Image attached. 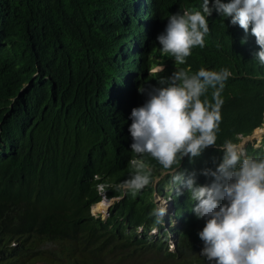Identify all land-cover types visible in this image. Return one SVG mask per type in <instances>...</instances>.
Instances as JSON below:
<instances>
[{
  "label": "trees",
  "instance_id": "obj_1",
  "mask_svg": "<svg viewBox=\"0 0 264 264\" xmlns=\"http://www.w3.org/2000/svg\"><path fill=\"white\" fill-rule=\"evenodd\" d=\"M202 2L0 0V264H215L199 255L205 220L192 211L196 202L187 189L176 194L155 159L144 157L148 186L135 195L118 188L132 173L131 110L148 98L139 89L159 87L176 70L231 72L217 146L237 144L263 123L264 66L254 59L251 26L245 33L213 11L203 48L184 64L161 55L156 37L168 15L202 11ZM213 91L201 99L211 102ZM217 146L184 157L180 170L215 169ZM244 149L264 158L262 145ZM197 183L210 178L198 175ZM98 185L118 198L104 220L90 214ZM155 193L171 195L175 209L161 224L150 215Z\"/></svg>",
  "mask_w": 264,
  "mask_h": 264
},
{
  "label": "clouds",
  "instance_id": "obj_2",
  "mask_svg": "<svg viewBox=\"0 0 264 264\" xmlns=\"http://www.w3.org/2000/svg\"><path fill=\"white\" fill-rule=\"evenodd\" d=\"M200 8L202 11L168 15L165 30L156 37L161 55L171 54L177 64H184L194 47L205 46L204 37L210 31L207 17L215 11L223 18L231 17V24H238L245 33L251 26L260 49L254 53V59L264 66V0H230L227 3L211 0V6L210 0H203ZM163 70V67H155L152 71ZM231 75L227 68L220 71L200 68L192 75L180 69L158 79L159 87L148 90L141 87L139 91L142 94L146 91L148 98L142 106L133 108L129 117L132 123L128 131L133 140L130 147L134 154L129 161L132 173L118 188L135 195L148 186L152 182L151 170L146 168L144 157H152L168 170L170 184L177 195L181 194V187L187 189L190 200L196 202L192 208L196 218L205 220V226L198 232L204 245L201 257L215 264H264V158L247 155L239 142L226 140L219 146L216 143L222 119L221 93ZM209 88L214 90L211 102L201 99ZM253 131L240 140L250 137ZM214 145L223 153L215 169L180 170L184 157L192 161ZM173 165L178 167L173 168ZM166 173L162 171L156 177L154 187ZM198 175L210 178V183L198 184ZM97 190L101 199L91 205V211L101 201L114 200L113 204L118 200L107 198L102 185H98ZM154 196L156 207L150 215L156 224H161L175 209L171 195L164 197L155 193ZM156 197L165 201L157 204ZM112 204L107 206L106 217ZM91 211L90 214L96 216ZM137 231L142 232V227ZM157 233L156 226L148 232L154 236ZM169 246L172 250L174 243L170 242Z\"/></svg>",
  "mask_w": 264,
  "mask_h": 264
},
{
  "label": "rangeland",
  "instance_id": "obj_3",
  "mask_svg": "<svg viewBox=\"0 0 264 264\" xmlns=\"http://www.w3.org/2000/svg\"><path fill=\"white\" fill-rule=\"evenodd\" d=\"M261 128L264 130V124L262 125ZM262 139H264V133L263 134L261 133L260 136H258L256 139L248 137L247 139L240 140L238 145L242 146L244 148L246 146V144H252L254 147L257 148V147H260ZM262 148H264V146H262ZM98 189L101 190L100 188H98ZM102 194H103V192H102ZM106 201L108 202V206H109V205L112 204V202L114 200H106ZM156 201H157V204H159V203H161L162 201H165V200L162 197H156ZM91 213L93 214L92 211H91ZM94 215H96V216L99 215L101 218H105L106 217L105 213L104 214H102V213H94ZM169 248H171V246H169ZM37 264H44V263H37Z\"/></svg>",
  "mask_w": 264,
  "mask_h": 264
},
{
  "label": "bare ground",
  "instance_id": "obj_4",
  "mask_svg": "<svg viewBox=\"0 0 264 264\" xmlns=\"http://www.w3.org/2000/svg\"><path fill=\"white\" fill-rule=\"evenodd\" d=\"M261 133L262 134L264 133V130L261 127L258 128V129H255L253 134L250 136V138L256 139L258 136H260ZM107 206H108V202L107 201H103V202L101 201V202L97 203L96 205H94L92 207V212L93 213H102V214H104L106 209H107Z\"/></svg>",
  "mask_w": 264,
  "mask_h": 264
},
{
  "label": "water",
  "instance_id": "obj_5",
  "mask_svg": "<svg viewBox=\"0 0 264 264\" xmlns=\"http://www.w3.org/2000/svg\"><path fill=\"white\" fill-rule=\"evenodd\" d=\"M254 132V131H253Z\"/></svg>",
  "mask_w": 264,
  "mask_h": 264
}]
</instances>
